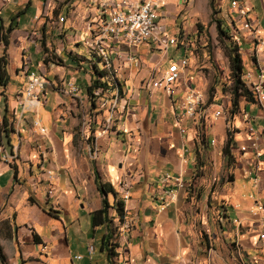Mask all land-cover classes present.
I'll use <instances>...</instances> for the list:
<instances>
[{
    "label": "crops",
    "instance_id": "obj_1",
    "mask_svg": "<svg viewBox=\"0 0 264 264\" xmlns=\"http://www.w3.org/2000/svg\"><path fill=\"white\" fill-rule=\"evenodd\" d=\"M155 1L163 40L167 36H185L189 42V32L181 23L198 19L199 0ZM201 1L208 8L207 0ZM220 1L223 5L218 6V13L230 21L228 30L233 27L243 34L238 51L251 56L248 63H243L242 80L249 71L252 78L259 79L264 93V0H237L252 24L251 31L240 27L242 19L236 18L233 8L236 0ZM112 2L0 0V57H4L5 72L0 84V143L8 155L0 156V249L6 264H100L94 257L95 246H91V254L87 247L98 237L99 251L104 252L100 241L106 227L91 224V212L100 207L102 197L110 205L115 199L123 201L120 224L112 208L108 215L114 216L112 224L118 225L116 252L117 256L123 254L124 264H186L193 251L185 231V211L188 197L192 196H198L201 207H205L208 198L219 194L225 221L229 227L233 225L238 241L248 248L259 247L264 238V98L259 102L240 99L229 117L227 109H220L226 108L227 102L229 105L227 95H214L205 104L199 122L177 119L183 92L194 87L196 81L186 76L188 63L173 83V93L167 95L160 88L149 90L146 85L161 74L166 63V50L163 52L157 43L127 48L117 42L106 51L103 43L100 49L94 42V53L106 65L102 69L104 78L116 80L118 74L122 89L118 111L117 81L112 92L115 98L109 99L105 107L98 106L92 93L97 91L93 82L101 77L96 64L89 63L74 48L52 51L49 44L74 39L73 45H77L71 24L81 28L82 33L88 18L89 33L91 17L103 11V4ZM2 34L7 39L6 46ZM241 45L244 52L239 50ZM188 49V44L181 47L185 55ZM128 52L136 58L135 68L124 60ZM47 55L61 65L47 59ZM79 58L87 65L78 64ZM54 69L62 73L60 81L64 75L78 86L77 98L62 91L63 96L58 97L53 92L51 86L56 79L49 75L55 73ZM30 70L41 72L48 85L39 94L36 106L21 111L22 86ZM17 79L21 82L19 88L12 86ZM77 80L84 86H79ZM109 102L116 105L110 128ZM216 110L221 114L214 117ZM244 111L250 116L248 122L242 120ZM78 112L86 121L80 129L74 126ZM227 126L232 143L225 155ZM253 134L258 137L256 149L240 151L239 146L248 145ZM88 135L92 136L90 140ZM220 170L229 180L215 188L222 180ZM94 172L111 185L115 195L97 191ZM165 175L170 176L168 181L163 180ZM175 178L181 186H177ZM123 183L127 184L125 200ZM227 206L233 212L231 218ZM75 251L81 256L79 260ZM101 264H107V258Z\"/></svg>",
    "mask_w": 264,
    "mask_h": 264
},
{
    "label": "rangeland",
    "instance_id": "obj_2",
    "mask_svg": "<svg viewBox=\"0 0 264 264\" xmlns=\"http://www.w3.org/2000/svg\"><path fill=\"white\" fill-rule=\"evenodd\" d=\"M213 3V7L218 10V6L223 5V1L220 0H211ZM208 8L204 7L203 1L199 0V4L197 5V17L196 20H186V23H181V25L187 29H184L185 32H189L190 41H187L188 44V52H186V58L188 59V72L187 77H191L194 80V88L195 90L199 91L204 96V102L207 104L210 100H212L213 96L216 95H227L225 96L226 100L229 101L230 94L228 90V85L230 83L229 80V65H228V59L226 55V44L227 39L223 37L218 32V28L216 26V22L213 20H210V7H209V0H207ZM206 9H208L206 14ZM227 10V9H226ZM229 15L228 13H226ZM230 16V15H229ZM214 19L219 20V26L222 29L227 28L230 21H228L225 17L223 18L222 15L219 13L214 14ZM229 19V18H228ZM62 21V19H60ZM87 22L88 18L83 22L84 23V32L80 33L82 31L81 28L77 27L72 23V29L75 31L74 38L75 40H78L77 45H73V40H57L55 43H50L49 47L53 50H63L64 52H67L70 48H74V51L83 56L87 61L90 63L93 61L98 70H102L104 66H106L101 59L97 57V55L94 53V42H91V39H89V33L87 31ZM178 23V21H176ZM86 29V30H85ZM233 29V27H231ZM229 31V34L233 37L236 36L239 41H241V36L243 35L242 32L234 28L233 30ZM241 29V28H240ZM81 30V31H80ZM245 30V29H242ZM73 31L70 29L69 34L73 33ZM80 33V36L79 34ZM231 39L233 40V38ZM177 39V36H175ZM64 41V42H63ZM234 41V40H233ZM235 43V42H234ZM236 44V43H235ZM242 44V43H241ZM237 45V44H236ZM74 46V47H73ZM239 50L241 52H244V46L241 45L239 47ZM91 53H90V52ZM187 51V50H186ZM240 53V52H239ZM48 56V55H47ZM101 57L100 55H98ZM185 56V54L181 50V46L176 45H169L166 49V53L164 55L165 65H162L163 68H161L160 71H163L167 66L168 63L171 61H179L181 57ZM170 57V58H168ZM242 66L243 63H248L250 55H244L243 53H240ZM49 60H52L58 65H61V62L58 60H55L54 57L52 59L46 57ZM103 59V57H101ZM81 58H79L80 60ZM126 64L128 63L125 60ZM81 63V66L87 65V62H83L80 60L78 64ZM128 65H130L128 63ZM56 66V65H55ZM58 67V66H57ZM65 67V66H64ZM132 67L135 68L133 65ZM110 68V67H109ZM108 67H106L107 70H109ZM80 69V66H79ZM45 74L48 76V68L46 67L44 69ZM55 73L52 75H49V77H53L56 79V83L54 86L55 89L60 90L62 92L68 93L69 92H78L79 88L74 82H69L64 75L61 76L62 81H60V75L62 74L57 73L56 70H53ZM111 73V70L108 71ZM89 76H91L90 73ZM101 78V77H100ZM120 76L117 74V79L113 80L111 77L107 78H101V80H105L108 82L109 89H107V94L105 99V103L109 101V99L115 98L114 95H112V92L114 91L113 88H115V81H117V111L120 107V96H121V87L118 83V79ZM76 82L79 86L83 87L84 82ZM69 83H73L72 85H67ZM200 83V84H198ZM12 86L14 87H20L21 82L19 80H15L12 83ZM70 89H73L70 91ZM124 89V88H123ZM55 93L54 89H52ZM58 97H61L63 95L55 93ZM66 95V94H65ZM46 96L48 100L51 99V93H46ZM219 99V98H218ZM107 100V101H106ZM216 100V99H215ZM240 100V99H239ZM60 98H57V103L60 104ZM204 104V106H205ZM228 102L226 108H220L221 111H224L227 109L228 111ZM105 107V105L103 106ZM113 108H116L115 103L109 102V126L110 128L111 121L115 117V114H113ZM31 109V108H30ZM226 111V110H225ZM59 116L65 117L64 115L60 114ZM79 112L75 114V123L74 126L78 129H80L81 125L86 123L85 119L82 120L80 118ZM119 114H117V120ZM62 121L60 120V123ZM49 126V123H46ZM66 123L63 122L62 125L64 126ZM63 128V127H62ZM78 133V131H77ZM81 139V136L78 137ZM92 138L91 135H88L87 139L90 140ZM83 140L84 137H83ZM89 143V141H87ZM87 143V146H88ZM88 148V147H87ZM253 165V164H252ZM251 165V166H252ZM256 168V167H255ZM222 171L220 170L219 173ZM223 172L219 175L222 180H218L215 188H219L224 182L229 180L228 175L226 177H223ZM225 175V174H224ZM119 188V186H118ZM244 194V193H243ZM220 195L216 194L213 195L211 198H208L206 200V206H202L199 203V197L198 196H192L188 197V207L185 211L186 213V219H187V227H186V237L188 239V242L193 248V251L191 253V256L186 264H264V246L262 242H264V238L260 241L261 245L259 244V247L256 246L255 248H248L247 246H243L242 243H240L238 240V237L235 235V229L233 228V225L229 227L225 221L224 214L225 210L220 205ZM110 201V200H109ZM227 214H229V217L231 218L233 216V212L229 206H227ZM116 224V223H115ZM111 227L113 224L110 225ZM225 231V232H224ZM116 238L113 237V240ZM117 240V239H116ZM94 248V257L96 262L103 263V261L106 260L104 252L99 251V239L96 238L95 243H90L89 247ZM5 251L7 252L6 248ZM117 251V248H116ZM119 252V251H117ZM81 256L78 255V252L75 251V258L79 260ZM123 254L120 253V256L113 257L111 264H124L123 263ZM120 258V259H119Z\"/></svg>",
    "mask_w": 264,
    "mask_h": 264
},
{
    "label": "built area",
    "instance_id": "obj_3",
    "mask_svg": "<svg viewBox=\"0 0 264 264\" xmlns=\"http://www.w3.org/2000/svg\"><path fill=\"white\" fill-rule=\"evenodd\" d=\"M158 5L155 0H113V2L103 4V11L98 14L97 17H91V22L88 24L89 27V39L91 42H101L106 48V51L110 50V45L122 42L127 48L136 47L142 43L155 42L159 45L163 52L169 45L181 46L183 49L186 47L187 42L185 36H167L163 40V34L159 31L158 18L159 10ZM234 12L237 19H242L240 27L242 29L251 31L252 24L246 19V12L242 6L237 4V0L233 6ZM63 21V17H62ZM231 20V25H232ZM236 44H239V39L236 36L232 37ZM117 56V54H115ZM124 60L129 64L136 65V58L133 54L129 53L125 55ZM188 60L186 55L181 57L179 61H171L168 66L161 72L160 75L149 79L146 84L149 90L162 89L167 95L173 93V83L178 78L180 73H183ZM244 83L249 87L254 93L255 100L259 102L264 98V93L261 88V82L259 79L252 78V74L248 71V77L244 78ZM48 82L44 80L41 72L37 70H30L25 74V80L22 86V98L20 108L21 111L26 110L36 106L39 103V94L43 92ZM50 85V84H49ZM51 86V85H50ZM55 93L61 95V91L54 88ZM94 97L98 102V106L103 107L105 105V97L107 91H92ZM92 93L90 96L93 98ZM78 92H69V95L73 98H77ZM204 96L200 95V92L192 87H187L183 92V97L180 101V113L177 119H189L200 121L204 114ZM221 114L220 110H216L213 113L214 117ZM249 114L243 112L242 120L248 122ZM176 119V120H177ZM178 121V120H177ZM228 128V126H227ZM40 132L43 128L39 129ZM251 131V128L249 127ZM257 134H253L252 140L248 145H240L239 150L244 151L249 148L254 151L256 149ZM88 150H90V145L88 143ZM256 153L254 156L256 157ZM0 156L2 158H7L8 155L4 152L3 146L0 143ZM170 179L169 175L163 177L164 181ZM175 183L177 186H181L180 180L175 178ZM122 188L124 192L122 194L123 200L128 198L127 184L123 183ZM170 190H167L169 192ZM263 234H260V238ZM87 253H92V247H87Z\"/></svg>",
    "mask_w": 264,
    "mask_h": 264
},
{
    "label": "trees",
    "instance_id": "obj_4",
    "mask_svg": "<svg viewBox=\"0 0 264 264\" xmlns=\"http://www.w3.org/2000/svg\"><path fill=\"white\" fill-rule=\"evenodd\" d=\"M209 7L211 10L210 20H213L216 22L218 32L221 35H223L225 39H227L226 55L228 59L229 69H230L229 70L230 83L228 85V90L230 94L228 113L230 117V115H232L235 112L239 99H244L245 101H254L255 96L252 90H250L249 87L242 80V74H243L242 61H241L240 53L238 51V46L231 39L232 36L229 34V31L227 30V28L222 29L219 26V20L213 18L214 14L218 13L219 10L213 7V3L211 0H209ZM1 38H2L3 45L6 46L7 44L6 37L2 34ZM3 59L4 57L2 55L0 57V84L1 85L3 84L2 76L5 73ZM96 71L99 73L98 75L101 76V78L105 77V71L103 70L99 71L97 68H96ZM101 78L93 82V84H96L97 91H103L104 89L107 90L110 88L108 85V82L105 80H101ZM86 91H89L88 87H86ZM226 119H228V117ZM2 129H3L2 130L3 132H6L4 128ZM226 135H227L226 141L223 147L225 155L228 154L229 144L232 143L229 128H227ZM94 181H95L96 189L100 194L105 195L108 192L112 193L113 195L116 194L114 190L112 189L111 185L108 182L101 181L99 175L96 172H94ZM109 208L113 209L114 215L117 218L118 224H120L122 221L123 213H124L123 201L120 199H115L113 203L110 205L107 202L106 198L102 197L100 207L91 212V224L93 226L102 224V225H105L106 227V232L101 237L100 249L103 250L106 254L107 264H111L113 257L117 256L116 247H118L116 240H113V237L116 238L117 236L118 225H113L112 227L110 226L112 224V218L114 216L108 215ZM0 263L6 264L5 257L1 249H0Z\"/></svg>",
    "mask_w": 264,
    "mask_h": 264
},
{
    "label": "bare ground",
    "instance_id": "obj_5",
    "mask_svg": "<svg viewBox=\"0 0 264 264\" xmlns=\"http://www.w3.org/2000/svg\"><path fill=\"white\" fill-rule=\"evenodd\" d=\"M97 46H98V48H100V49H103V46H102V44H101V42H97ZM45 80V79H44ZM46 81V80H45ZM47 82V81H46ZM200 95H201V93H200Z\"/></svg>",
    "mask_w": 264,
    "mask_h": 264
}]
</instances>
